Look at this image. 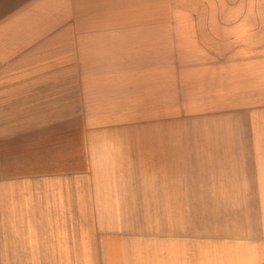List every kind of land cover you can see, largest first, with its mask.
Returning a JSON list of instances; mask_svg holds the SVG:
<instances>
[{
  "label": "crops",
  "instance_id": "obj_1",
  "mask_svg": "<svg viewBox=\"0 0 264 264\" xmlns=\"http://www.w3.org/2000/svg\"><path fill=\"white\" fill-rule=\"evenodd\" d=\"M0 264H264V0H0Z\"/></svg>",
  "mask_w": 264,
  "mask_h": 264
}]
</instances>
